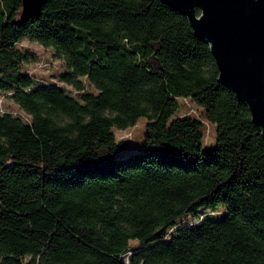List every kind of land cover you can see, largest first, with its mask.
<instances>
[{"label":"trees","instance_id":"1","mask_svg":"<svg viewBox=\"0 0 264 264\" xmlns=\"http://www.w3.org/2000/svg\"><path fill=\"white\" fill-rule=\"evenodd\" d=\"M21 9L0 0V99L26 114L0 110V264H264V138L188 19L160 0ZM23 41L52 50L55 81ZM143 117L118 156L114 129Z\"/></svg>","mask_w":264,"mask_h":264},{"label":"water","instance_id":"2","mask_svg":"<svg viewBox=\"0 0 264 264\" xmlns=\"http://www.w3.org/2000/svg\"><path fill=\"white\" fill-rule=\"evenodd\" d=\"M160 1L186 17L195 36L210 46L219 82L248 106L264 138V0ZM45 3L22 0L21 22L38 18Z\"/></svg>","mask_w":264,"mask_h":264},{"label":"rangeland","instance_id":"3","mask_svg":"<svg viewBox=\"0 0 264 264\" xmlns=\"http://www.w3.org/2000/svg\"><path fill=\"white\" fill-rule=\"evenodd\" d=\"M22 46L31 49L38 54L39 57L38 61L32 62L28 66V69L31 71V73H33L37 77H41V78L47 77L52 79V81H55L53 75L62 66V63L54 59L52 50L51 49L48 50L36 43H30L28 41H23ZM1 99L4 110L11 111L14 114L19 115L21 117H26V114L20 109L16 108L12 104L10 99H8L7 97H2ZM180 103L187 104V109L181 111L180 114H185L187 113V111L190 112L191 109H194L196 112L195 115L198 116L199 118H202L203 110H201V108L198 107L192 100L187 101L184 99H180ZM199 111H201V113ZM147 124H148V119L143 117L138 121L135 127L127 131H120L114 129V133L117 137V140L119 142L122 141L124 143L123 147H121V149L117 152L118 156H123L131 151H136L143 148ZM208 132L210 133L209 135ZM216 144H217L216 127L211 125V127L207 131V135L204 140L203 151L208 152L213 150L216 147ZM225 212L226 210L224 208H221L219 213L214 214L213 218L219 220L222 218Z\"/></svg>","mask_w":264,"mask_h":264},{"label":"built area","instance_id":"4","mask_svg":"<svg viewBox=\"0 0 264 264\" xmlns=\"http://www.w3.org/2000/svg\"><path fill=\"white\" fill-rule=\"evenodd\" d=\"M0 110H1L2 112L5 111V110L3 109V106H2V99H0ZM191 112H192V113H196L195 110H193V109H192ZM13 114H14V113H13ZM14 115H16V114H14Z\"/></svg>","mask_w":264,"mask_h":264}]
</instances>
